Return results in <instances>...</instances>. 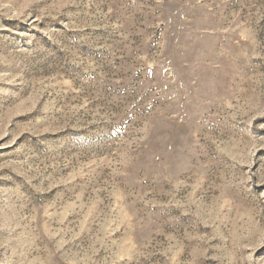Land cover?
Segmentation results:
<instances>
[{"label": "rangeland", "instance_id": "rangeland-1", "mask_svg": "<svg viewBox=\"0 0 264 264\" xmlns=\"http://www.w3.org/2000/svg\"><path fill=\"white\" fill-rule=\"evenodd\" d=\"M0 264H264V0H0Z\"/></svg>", "mask_w": 264, "mask_h": 264}]
</instances>
